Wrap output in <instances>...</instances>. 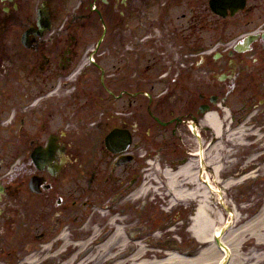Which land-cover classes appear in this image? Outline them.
Instances as JSON below:
<instances>
[{
  "label": "flooded vegetation",
  "instance_id": "1",
  "mask_svg": "<svg viewBox=\"0 0 264 264\" xmlns=\"http://www.w3.org/2000/svg\"><path fill=\"white\" fill-rule=\"evenodd\" d=\"M220 104L264 123V0H0V230L81 241L144 159L195 160Z\"/></svg>",
  "mask_w": 264,
  "mask_h": 264
},
{
  "label": "bare ground",
  "instance_id": "2",
  "mask_svg": "<svg viewBox=\"0 0 264 264\" xmlns=\"http://www.w3.org/2000/svg\"><path fill=\"white\" fill-rule=\"evenodd\" d=\"M224 119L218 113H208L203 124L207 126L213 134L221 140L225 131V120L228 116L224 113ZM193 132L197 133L196 128L192 125ZM247 128L240 126L237 130L227 135L229 139L243 140ZM257 135L258 132L256 131ZM261 139H258L254 144L260 145ZM198 158L181 164L176 172H171L169 169H162L161 175L165 182L170 204L175 206L180 203H190L195 205V198H200L197 212L195 214L192 232L194 237L205 244V251L201 252L195 258L186 257L184 254L168 251L159 263L162 264H259L264 259V204L258 214L252 219L242 218L237 211H226L229 220L224 219L225 213L221 211L215 201L219 202L223 199L222 188L217 185L218 177L223 170L221 162V141L212 142L206 149H203L202 142H199ZM196 157V156H195ZM253 157L251 160H255ZM198 162L200 165L198 166ZM197 169H199L197 173ZM154 175L159 178L156 171ZM164 173V174H163ZM245 177L239 181H227L225 187L229 188L236 183L242 182ZM236 182V183H235ZM194 184L192 190H187L183 185ZM217 192L218 199L209 202L207 200L208 188ZM207 188V189H205ZM147 187L142 186L132 194L131 199L137 200L143 198L146 194ZM205 201H201V200ZM223 207H226L223 204ZM109 225L113 228V233L107 238L100 241L98 245L99 252L105 254L110 249H115L117 255L111 256L104 264H158V261L148 259L146 252V244L139 243L134 251L130 254H124V248L129 244L130 238L126 235L125 227L119 224L117 216L109 219ZM99 229L93 231V235H97ZM88 242L79 244L82 249ZM68 241L62 243L57 256H61L62 252L68 247ZM74 254L66 264H71L75 257ZM86 259V258H85ZM84 260V259H83ZM93 264L101 263V258L95 253L91 257ZM26 262H38L37 258L29 257ZM78 263V262H75Z\"/></svg>",
  "mask_w": 264,
  "mask_h": 264
},
{
  "label": "rangeland",
  "instance_id": "3",
  "mask_svg": "<svg viewBox=\"0 0 264 264\" xmlns=\"http://www.w3.org/2000/svg\"><path fill=\"white\" fill-rule=\"evenodd\" d=\"M237 110L238 112H240L242 111V108L238 107ZM204 131H205L204 140L206 143H209L213 137L212 132L209 129H207L206 126H204ZM256 137L257 136H252L251 138L252 142L256 141ZM208 138H209V142H208ZM228 145L229 144L223 140L224 148L221 150V157L222 158L224 157L225 160L228 158V155L227 156L225 155L226 152L224 151V149L225 146ZM141 146L144 147V141H142ZM261 146L263 145L261 144L256 145L252 143L246 147L245 146L235 147V151H237V153L235 154L237 163L234 164V160H233V162L228 166L229 168L227 169V171H229L230 173V171L242 169L243 165L241 168H238V166L239 163L244 164L242 160L245 159V155L254 152V149H252V147L260 148ZM234 152H230V155L234 154ZM144 153L145 152H142L141 155H144ZM187 156L188 155L186 153V157ZM258 165L260 166L257 167ZM258 165H255L254 167L255 170L258 168L259 170L254 174H252L255 176L250 180L251 182L246 181L242 183L240 186L230 187L228 189H225L226 192L223 193V201L227 206L230 205V203L233 200H235L238 206L237 208L243 210L245 208L241 206H244V204H248L250 208L247 209L246 211L249 213H253L255 209H258L261 206V204L264 201V184L261 180V177L264 176L263 158H260L258 160ZM167 167H171V166L168 165ZM173 167L175 168L176 166ZM144 169H145V161L144 163L141 164V168L139 170V173L141 175V181L142 178L144 179L142 175ZM223 170L224 172L222 173V175L227 176V174H225L227 171L226 169H224V167ZM147 178H145V180ZM138 186H136L133 190H136ZM260 193H263L262 198L259 195ZM153 194L155 195V193ZM153 194L150 193L149 196H147L149 197V200H147V198H142L139 200L138 203L132 202L130 200L126 201L128 198L122 200L118 199V201H112L111 199L105 202L100 201L99 203L96 204L92 203L91 207L88 208L87 210L89 213L95 211L94 213L96 218L100 219L97 220L96 223L99 224L100 221L105 220V218L102 219V216L98 214V210H100L101 214L103 215L106 214L108 210L110 212L119 214L120 209L124 207L126 208V211L123 215L121 214V216H123V221H124L123 224L126 226L140 228L142 230V233L138 235L139 238L144 239L149 237L150 241H156L159 239L158 241L160 243L162 242L167 243L169 238H171L172 236L174 237V235H176L175 233H178L181 237V239L179 237L177 240L178 241L177 247L179 250L178 252H182L183 249L185 248H194L195 246H197L195 242L187 240V232L184 229V225H182L183 221L185 225L187 224L188 211H185L183 207H177L173 210H170L171 212L164 211L163 208H161L160 205L156 201H154L155 199L153 197ZM250 194H253L251 196V201L249 200V198H247L250 196ZM158 195L160 196V194ZM157 200L161 201L159 198H157ZM145 201H147L148 203H146ZM188 204L189 203H187L186 205ZM190 212L191 210H189V213ZM34 218L35 216L31 213L20 214L16 219L15 224H13V226L10 228V233L8 234V237L10 238H6L4 233L2 237H0V264H15L16 262L14 261L19 257V255H23L27 253V251H29L30 248H33V245L36 244V243L29 244L30 238L39 233V230H36L35 223L33 222ZM89 227L90 225L87 226V229ZM170 228H172V230ZM155 234L160 235V237L155 236ZM8 251H10V254H8ZM261 264H264V261H262Z\"/></svg>",
  "mask_w": 264,
  "mask_h": 264
},
{
  "label": "water",
  "instance_id": "4",
  "mask_svg": "<svg viewBox=\"0 0 264 264\" xmlns=\"http://www.w3.org/2000/svg\"><path fill=\"white\" fill-rule=\"evenodd\" d=\"M172 246V245H171Z\"/></svg>",
  "mask_w": 264,
  "mask_h": 264
}]
</instances>
